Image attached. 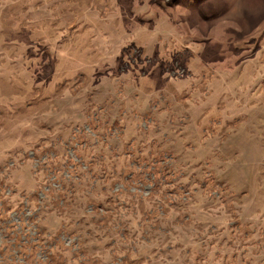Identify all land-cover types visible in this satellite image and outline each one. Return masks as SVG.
<instances>
[{
    "label": "rangeland",
    "instance_id": "rangeland-1",
    "mask_svg": "<svg viewBox=\"0 0 264 264\" xmlns=\"http://www.w3.org/2000/svg\"><path fill=\"white\" fill-rule=\"evenodd\" d=\"M6 259L264 264V0H0Z\"/></svg>",
    "mask_w": 264,
    "mask_h": 264
},
{
    "label": "trees",
    "instance_id": "trees-1",
    "mask_svg": "<svg viewBox=\"0 0 264 264\" xmlns=\"http://www.w3.org/2000/svg\"><path fill=\"white\" fill-rule=\"evenodd\" d=\"M20 264V261L19 260H9V259H6V260H0V264Z\"/></svg>",
    "mask_w": 264,
    "mask_h": 264
}]
</instances>
